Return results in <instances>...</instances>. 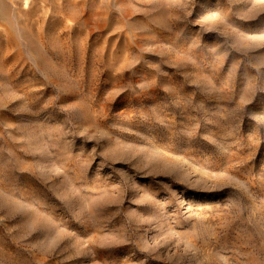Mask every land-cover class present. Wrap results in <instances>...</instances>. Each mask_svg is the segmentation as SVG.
<instances>
[{
	"label": "rangeland",
	"instance_id": "374dc122",
	"mask_svg": "<svg viewBox=\"0 0 264 264\" xmlns=\"http://www.w3.org/2000/svg\"><path fill=\"white\" fill-rule=\"evenodd\" d=\"M0 264H264V0H0Z\"/></svg>",
	"mask_w": 264,
	"mask_h": 264
}]
</instances>
